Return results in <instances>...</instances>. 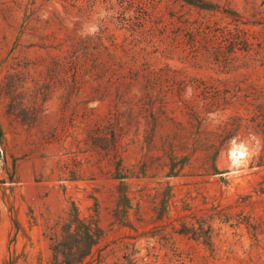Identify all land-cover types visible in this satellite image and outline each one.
Here are the masks:
<instances>
[{
    "label": "rangeland",
    "instance_id": "obj_1",
    "mask_svg": "<svg viewBox=\"0 0 264 264\" xmlns=\"http://www.w3.org/2000/svg\"><path fill=\"white\" fill-rule=\"evenodd\" d=\"M0 130V264H264V0H0Z\"/></svg>",
    "mask_w": 264,
    "mask_h": 264
},
{
    "label": "bare ground",
    "instance_id": "obj_2",
    "mask_svg": "<svg viewBox=\"0 0 264 264\" xmlns=\"http://www.w3.org/2000/svg\"><path fill=\"white\" fill-rule=\"evenodd\" d=\"M233 157L235 158V161L237 160H241L243 158H245V151L243 149H236V150H233Z\"/></svg>",
    "mask_w": 264,
    "mask_h": 264
},
{
    "label": "trees",
    "instance_id": "obj_3",
    "mask_svg": "<svg viewBox=\"0 0 264 264\" xmlns=\"http://www.w3.org/2000/svg\"><path fill=\"white\" fill-rule=\"evenodd\" d=\"M1 135H2V134H1V130H0V137H1Z\"/></svg>",
    "mask_w": 264,
    "mask_h": 264
}]
</instances>
